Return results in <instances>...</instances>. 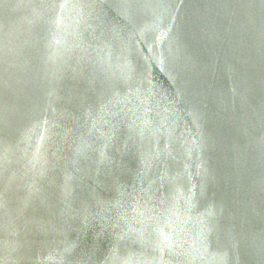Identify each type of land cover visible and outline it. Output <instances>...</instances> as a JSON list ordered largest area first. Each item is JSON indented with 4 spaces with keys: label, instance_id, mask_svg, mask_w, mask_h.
Masks as SVG:
<instances>
[{
    "label": "water",
    "instance_id": "1",
    "mask_svg": "<svg viewBox=\"0 0 264 264\" xmlns=\"http://www.w3.org/2000/svg\"><path fill=\"white\" fill-rule=\"evenodd\" d=\"M0 264H264V0H0Z\"/></svg>",
    "mask_w": 264,
    "mask_h": 264
}]
</instances>
